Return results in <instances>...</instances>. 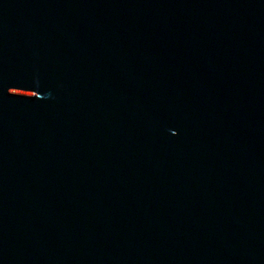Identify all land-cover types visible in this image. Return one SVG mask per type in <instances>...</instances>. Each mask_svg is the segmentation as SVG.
Returning a JSON list of instances; mask_svg holds the SVG:
<instances>
[{"label": "water", "instance_id": "95a60500", "mask_svg": "<svg viewBox=\"0 0 264 264\" xmlns=\"http://www.w3.org/2000/svg\"><path fill=\"white\" fill-rule=\"evenodd\" d=\"M264 264V0H194Z\"/></svg>", "mask_w": 264, "mask_h": 264}]
</instances>
